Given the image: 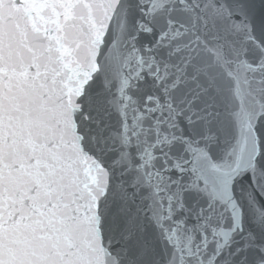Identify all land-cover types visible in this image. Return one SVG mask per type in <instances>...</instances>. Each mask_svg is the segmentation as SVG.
<instances>
[{"label":"snow or ice","instance_id":"1","mask_svg":"<svg viewBox=\"0 0 264 264\" xmlns=\"http://www.w3.org/2000/svg\"><path fill=\"white\" fill-rule=\"evenodd\" d=\"M0 3L12 23L13 0ZM198 8L206 28L257 39L250 0H203ZM260 14L264 36V0ZM198 71L189 76L195 91L180 125L190 146L175 167L162 168L165 182L155 186L129 178L128 152L109 142L106 123L92 122L83 100L73 134L47 115L56 101L46 89L20 94L5 86L0 264H264V77L246 80L245 92L233 94L202 84ZM79 149L104 172L103 185L94 183ZM141 159L138 152L135 167ZM191 193L199 196L189 203Z\"/></svg>","mask_w":264,"mask_h":264},{"label":"water","instance_id":"2","mask_svg":"<svg viewBox=\"0 0 264 264\" xmlns=\"http://www.w3.org/2000/svg\"><path fill=\"white\" fill-rule=\"evenodd\" d=\"M250 6L255 10L256 28L254 31L257 39L249 41L246 38V31L238 32L235 29H232L229 34L252 82L257 76L264 77V36H261L258 31L261 22V0H250ZM257 61H261V63H257Z\"/></svg>","mask_w":264,"mask_h":264}]
</instances>
